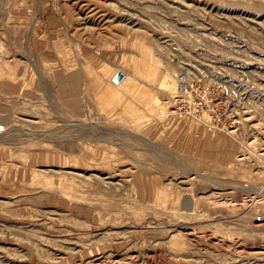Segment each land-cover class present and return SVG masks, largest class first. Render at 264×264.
<instances>
[{
	"label": "rangeland",
	"instance_id": "374dc122",
	"mask_svg": "<svg viewBox=\"0 0 264 264\" xmlns=\"http://www.w3.org/2000/svg\"><path fill=\"white\" fill-rule=\"evenodd\" d=\"M0 264H264V0H0Z\"/></svg>",
	"mask_w": 264,
	"mask_h": 264
},
{
	"label": "bare ground",
	"instance_id": "6f19581e",
	"mask_svg": "<svg viewBox=\"0 0 264 264\" xmlns=\"http://www.w3.org/2000/svg\"><path fill=\"white\" fill-rule=\"evenodd\" d=\"M153 65L154 64H149L147 66V74L146 75L150 79H155L157 77V76L155 77L156 74L154 73L155 72L154 67H156V66L155 65L153 66ZM136 82L133 80V78L130 75L127 74L126 76H123L119 81H117V83H119V84L115 85V89H114V87H111V93L114 97L115 96L120 97L121 93L125 92L126 90H130V92H132L133 89L137 86ZM162 83H163V89H165L166 91H169L171 94H173L175 92L177 82H176V79H174L171 75H169V74H168V76L165 75L164 82H162ZM131 86H133L132 89H130ZM145 94H146L145 88H143L140 91V93H138V95L136 97H138L140 99V97L145 96ZM129 103L131 104V102H129ZM131 110L135 111L134 105L131 106ZM158 113H161V112H158Z\"/></svg>",
	"mask_w": 264,
	"mask_h": 264
}]
</instances>
